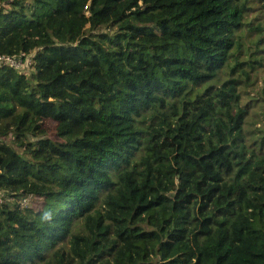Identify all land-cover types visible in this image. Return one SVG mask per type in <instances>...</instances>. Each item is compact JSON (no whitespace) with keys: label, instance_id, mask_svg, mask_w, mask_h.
<instances>
[{"label":"trees","instance_id":"trees-1","mask_svg":"<svg viewBox=\"0 0 264 264\" xmlns=\"http://www.w3.org/2000/svg\"><path fill=\"white\" fill-rule=\"evenodd\" d=\"M0 55V264H264V0H0Z\"/></svg>","mask_w":264,"mask_h":264},{"label":"rangeland","instance_id":"rangeland-1","mask_svg":"<svg viewBox=\"0 0 264 264\" xmlns=\"http://www.w3.org/2000/svg\"><path fill=\"white\" fill-rule=\"evenodd\" d=\"M252 14H255V12H253ZM255 67L256 68L252 70L251 75H252V80L256 78L257 81H256V85H253L252 87L249 88V94L251 98H253L254 100H258V104L255 105L256 113L253 114L254 118L251 117L250 120L255 122V118H258L259 121L257 123V126H261L262 124H264V117L261 115V109H260L261 105H263V100L258 92L264 90V65L263 66L255 65ZM24 70L27 71L28 68L25 67ZM243 85L244 83L242 82L241 86ZM44 125L46 127H50L52 123L45 122ZM28 203H29V199H25L22 200L21 205L27 206Z\"/></svg>","mask_w":264,"mask_h":264},{"label":"built area","instance_id":"built-area-1","mask_svg":"<svg viewBox=\"0 0 264 264\" xmlns=\"http://www.w3.org/2000/svg\"><path fill=\"white\" fill-rule=\"evenodd\" d=\"M26 60H29V63L32 64V58L31 57H27ZM0 62L5 63V64H9L15 68L18 69H24V65H23V58H17V57H12V56H6V55H0Z\"/></svg>","mask_w":264,"mask_h":264}]
</instances>
